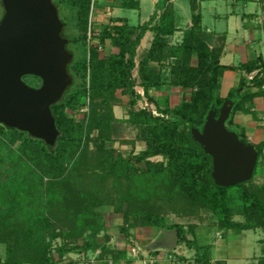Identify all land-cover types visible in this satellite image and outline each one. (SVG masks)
Segmentation results:
<instances>
[{"label": "trees", "instance_id": "trees-1", "mask_svg": "<svg viewBox=\"0 0 264 264\" xmlns=\"http://www.w3.org/2000/svg\"><path fill=\"white\" fill-rule=\"evenodd\" d=\"M115 1L120 2L114 3L113 7L140 9V0ZM169 1L159 0L149 22L131 25L124 17H112L110 23H94L91 12L100 5L99 0H53L59 11L61 5L68 9V16L62 18L65 22L62 36L69 40V49L74 53L68 70L75 81L63 98L51 106L60 131L54 146L27 131L0 123L1 133L10 134L14 144L20 142L18 149L10 148V159L22 163L25 168L24 174L13 171L4 181L0 162V264H66L63 260L67 254L77 249L66 242L72 234L84 236L85 231L90 230L95 236L101 231L102 224L90 222L96 217L102 218L95 210L101 202H83L81 198L77 201L75 192L69 190L70 198L75 196V207L69 209L68 217L72 216L76 225L65 232L58 229L60 225L53 223L50 217L52 203L58 198L61 202V195L53 188L54 181L46 182L52 187L44 190L48 175L52 174L56 180L62 167L83 169L92 159L96 161L93 173L84 181L100 184L101 181L95 179L100 169L104 174L109 172L107 174L117 185L126 187L120 205L126 202V212L135 216L133 221L129 218L132 215L127 217L126 224L120 227L127 241L134 236L131 229L142 224L158 229H176L179 241L193 247L196 240L187 236L188 233L195 235L196 223L191 221L186 226L171 221L170 215L200 221L204 220L201 217L203 211L210 213L223 230L262 229L264 232V183H256L255 188L249 186L257 174H264V141L254 144L258 160L253 177L236 185H226L219 181L212 162L197 147L193 135L194 130H202L213 106L218 116L224 102L234 100L227 126L238 131L245 144H253L245 132L236 127L234 114L248 111L247 103L264 94V54L260 53L239 66L222 64L221 50L210 47V37L201 26V13L193 14V24L186 29L182 42L171 44L169 36L177 30V21ZM190 1L195 11L198 0ZM160 10L162 12L158 14ZM148 30L155 33L154 38L137 63V50ZM108 41L117 51L103 55ZM168 60L170 63L166 64ZM136 69L139 80L134 75ZM227 69L241 70L246 75L241 77L238 88L222 97L219 95L221 77ZM250 73H254L252 79L248 77ZM23 79L34 87L43 83L36 75H25ZM166 84L179 86L184 91L191 90L190 97L184 96L179 104L171 106L168 97L153 95L152 91L161 90ZM137 86L143 87L146 99L155 104L158 115L149 107L135 109L143 98ZM253 88L258 90L252 91ZM119 93L129 98L125 123L135 126L137 138L145 143L139 153L127 157L106 145L121 123L114 112V106L120 101ZM161 98L165 99L164 105L159 102ZM97 104L108 106L107 117H99L100 112L95 108ZM85 107L89 111L84 120L69 113V110L76 112ZM94 130L99 131V150L88 156L84 153V146ZM154 157L161 159L154 160ZM42 165L46 175L35 170ZM39 200L44 202V208L40 210L33 205ZM28 212H37L38 218L23 220ZM58 237H63L65 242L58 249L57 260L52 255V243ZM78 246L87 252L94 245L84 238V244ZM101 247L100 256L107 257L102 264H113L109 263L111 258L126 257L125 250L116 251L106 244ZM197 260L201 264H211L207 250L199 253ZM259 264H264V246Z\"/></svg>", "mask_w": 264, "mask_h": 264}, {"label": "water", "instance_id": "water-1", "mask_svg": "<svg viewBox=\"0 0 264 264\" xmlns=\"http://www.w3.org/2000/svg\"><path fill=\"white\" fill-rule=\"evenodd\" d=\"M0 20V123L29 132L54 146L60 131L51 106L63 98L75 77L68 66L74 60L69 40L62 36L65 22L53 0H2ZM25 75L39 76L40 87ZM233 100L224 102L217 116L214 106L202 130L193 131L197 147L210 159L221 183L236 185L253 177L258 152L230 129ZM155 246L173 247L177 230L163 231Z\"/></svg>", "mask_w": 264, "mask_h": 264}, {"label": "rangeland", "instance_id": "rangeland-1", "mask_svg": "<svg viewBox=\"0 0 264 264\" xmlns=\"http://www.w3.org/2000/svg\"><path fill=\"white\" fill-rule=\"evenodd\" d=\"M255 1L262 2V0H251L250 2H255ZM239 4L242 5V3H239ZM190 5H191L190 0H181L178 2V7L181 8L182 13H185V14H191ZM60 7H61L59 11L60 17L61 18L67 17L68 9L64 5H61ZM225 7L226 6L224 5V3L221 4L220 6V3L218 0L215 1L214 3L213 1L212 2L210 1V3L203 2L202 9H201V12L203 14V25L207 26L210 30L212 29L220 30L224 26H226L227 23L224 22V20L221 21V19L219 18L216 19V16H215L216 11L221 12L225 10ZM245 7H247L246 9H248V11H252L254 9L253 8L254 4H251L249 7L245 5ZM153 9H154V6L151 4L150 0H143L140 10L116 7L114 8V15L128 17L132 23L137 24L140 18V14H141V18L149 17ZM3 10H4V7L2 5V0H0V14L3 13L2 12ZM96 12H97L96 9H94V11L92 12L94 23L96 22V18H95V16H97ZM101 13L103 14V12H100V14ZM190 20L192 19L189 18L188 21ZM229 27H230L229 37L227 40L232 41L235 38H240L239 40L243 41L240 35L238 36V33H236L232 24H230ZM209 29L207 30L209 31ZM152 38H153V33L149 32L145 40L142 42V46L140 47L139 51H141V53L147 50L145 48H149ZM181 39H182V33H179L177 34L176 37L172 39V42L175 43ZM107 43L108 44L105 46L103 55H109L112 52L117 51L116 48L110 45L109 41ZM142 56H143V53H142ZM140 58H138V61L140 60ZM239 60H240V57H235L233 59L226 58L222 60V63L226 64L228 62H232L233 64H235V66H239ZM194 63H196V61H194ZM134 73L137 76V71H135ZM226 82H227L226 80H222L221 89L219 90V95L223 94L226 88ZM235 88H238V86ZM190 92L191 90L189 91V95H190ZM119 96H120V101L117 102L116 104V107H117L116 114L118 115V117H120L119 119L121 120V123H119L118 128H116L113 131L111 139L106 141V145L108 148H113L117 151V153H120L124 157H127L131 153H139L145 147V143L140 141L137 138L138 129L133 125H128L127 123H125L124 117L128 116L127 109L129 108L128 96L122 95L120 93H119ZM180 100H181V97L178 96V94L173 96V104L178 103ZM159 102L162 105L166 103L164 98L159 99ZM142 107H147V108L149 107L152 110L156 111L155 104L149 102L147 99H140L137 105L135 106V109H140ZM95 108L98 110V112H100L99 117H102V118L107 117L108 110H109L107 105L97 104ZM88 109H89L88 107H85L84 109L80 111H76V112L69 110V113L74 114V116L79 120H82V119L84 120L85 113L89 111ZM10 139H11L10 134L8 133L4 134V133H1L0 131V162L2 164V169L4 172V175L2 176V180L4 181L10 177L13 171L19 174L25 173V168L22 163L13 161L10 159V154H11L10 148L13 147L14 149H18L19 144H20L19 141H17L14 144L11 142ZM98 139H100L99 131L94 130L90 138L86 139V146H84V153H86L88 156H91L92 154L95 155L96 151L99 150L98 148L99 146L97 145ZM153 159L160 160L161 157H154ZM95 162L96 161L92 159L89 163L86 164L85 167H83V169L78 168L76 170L70 169V166H64L59 170V175L56 180H55V177L52 176V174L48 175L49 177L47 176L44 180V184H46V182L53 180L54 181L53 188L55 189V191H57L59 196L61 195L60 200L63 203L58 201L59 198L57 199V202L54 201L52 203L50 217L53 220L52 221L53 223L60 225V228L58 229L62 228V230H64L65 232L69 231L71 227L76 225L73 217L72 216L68 217L69 209L75 207V204L73 203V200H74L73 198H75V196L73 198H70L69 190L72 189V191L75 192L77 201H79V199L81 198V200L84 199L83 202L85 200L92 201V202H99V203L101 202L99 206L98 205L96 206L95 210L100 213L102 218L96 217V219L94 218L90 220V222H95V223H98L99 225L102 224L101 231H99V233L95 236L91 233L90 230L85 231L84 236H78V234L76 233L72 234V237H69L66 240V242L71 243V246L74 245V247L75 248L77 247V249L75 250V252H71L74 255L67 254L66 258L63 261H66L69 258L72 259L73 257H76L77 260H80L81 262H83L82 264L105 263L103 259L107 257L103 258L100 256L102 253L101 246L106 244V246L110 247L111 249H115L116 251H122L121 249L125 247L123 245V242L125 241L126 236L120 227L126 224L125 221L127 220V217H129L130 215H132L129 217L131 221H133L135 218L133 214H129L126 212L127 210L126 208L128 207V204L126 202H123L124 204L122 206L120 205V201L123 199L122 198L123 194L124 192L126 193V187L117 185L115 181L113 180V178L111 177V175L107 174L109 172L106 171L105 172L106 174H104V172L100 171V169L97 170V172L100 174L97 177H95V179L97 178L98 181H101L100 184L95 185V184H91L88 181H84L86 176L93 173L94 169H92V167L95 165ZM44 168H45L44 165H42L40 167H37V169L35 168V170L38 173L44 174L45 173ZM90 177H94V176H90ZM256 183L257 184L264 183V174H257L254 181L250 183L249 186L255 188L257 185ZM44 186H42V188H44ZM47 187H52V186L47 185L44 188V190H46ZM33 205L39 207V210L44 208V202L41 203L40 200L39 202H35ZM201 217H203L206 221L205 223L200 224V226H198V228L196 229L195 236H194L195 238L192 237V239L196 240V242L194 243L193 249H192L195 251L199 249L200 252H206V250L210 252V250H212L211 247L213 245L212 237L215 236L218 238V240L222 241L223 243L222 247L226 248L227 244H229L230 252L232 253L238 254V253L244 252V250L245 251L247 250V252H254V251L257 252V249L260 246V244H258L257 238L259 234H260V238L264 237V232L262 229H258V231H256V234L254 233V231H247L246 236H243V235H239V233H236V231L233 229L227 231V230H222L216 225L213 226L212 225L213 222L211 220L213 219V217L211 216L210 213L206 211L202 212ZM239 217L240 216H237L236 218H239ZM36 218H38L37 212L36 213L28 212L26 216H24L23 220L32 221L33 219H36ZM170 219L171 221L173 220L174 222L184 223L186 224V226H188L189 222L191 221H197V222L199 221L198 218H196V220H193V218L191 217H182L176 214L170 215ZM146 227H152V226H144L142 224H139L137 227H133L131 229V231H133V234H134L133 239L131 240V242L133 243L131 244V246L135 245L134 240L136 239L135 235H137V233H139L138 235L141 237L144 233L149 232V229H146ZM217 231H221L219 235L216 234ZM190 235L191 233H188V236ZM84 238H86L88 241L93 243L94 246L93 248L90 249V251L92 252L94 251L95 254H92V255L83 254L84 250L78 245L84 244ZM64 242H65V239L63 237H60V238L58 237L52 243V255L57 260L59 259L58 249ZM202 243L203 244L205 243L204 246H202L203 245ZM136 247L138 249L140 248V246L139 247L136 246ZM139 252H141V250H139ZM4 254H5V251H4ZM103 254H108V252L107 253L103 252ZM108 257L110 258L111 256H108ZM134 257L138 260H150L151 257H154L156 261H158V256L155 255L152 251L151 252H141L140 256H134ZM170 261H172V259H170Z\"/></svg>", "mask_w": 264, "mask_h": 264}, {"label": "crops", "instance_id": "crops-1", "mask_svg": "<svg viewBox=\"0 0 264 264\" xmlns=\"http://www.w3.org/2000/svg\"><path fill=\"white\" fill-rule=\"evenodd\" d=\"M142 1L140 0V9H141V5H142ZM181 0H170L169 3L172 4L173 10L175 12V17H176V26H177V30L175 31V33L172 36H169V40L171 44H178L180 42H182L183 38H184V34L185 31L188 27H191L193 24V14L194 13H201L202 15V19H201V26L204 29V31H206L207 35L210 37V47L213 49H219L221 50V56H220V61L222 63V60L228 58V59H233L235 57H240L239 60V65H241L242 63H245L253 58H255L257 55H259L260 53L264 52V2L262 0V2H250L248 0H218L221 4L224 3L225 10L219 12L216 11L215 12V16L216 19L219 18L222 20H224V22L227 23L226 26H224L222 29L220 30H215L212 29L210 30L207 26L203 25V14L201 12L202 9V4L207 3L210 1L213 3L217 0H198V5H197V9L194 11L192 6L190 5V10H191V14H185L182 13L181 8L178 7V2ZM120 1H115V0H100L99 2V6L96 7V23H110L111 22V18L112 17H123V16H115L114 15V8L118 7V8H123V7H119V6H115L113 7L114 3H118L119 4ZM151 4L154 6L153 11L150 13L149 17L146 18H141V14H140V18L138 20V23H132L128 17H124L128 19V22L131 25H139V24H143L146 22H149V20L151 19L152 15L155 13L156 9H157V5L159 4V0H150ZM191 2V1H190ZM239 3H242V5H240ZM251 4H254V9L252 11H248V9H246V6H250ZM244 8V9H243ZM140 9H136V10H140ZM100 12H103V14ZM162 12V10H160L158 12V14H160ZM192 19L190 21H188V19ZM156 21L153 23L155 24ZM230 24H232L233 28L235 29L236 33H238V36L240 35V37L243 39V41H240V38H233L234 40L232 41H228V37H229V29H230ZM209 29V31L207 30ZM149 32L153 33V38H154V32L151 30H148L146 32V34L144 35V37L141 40V43L138 47L137 50V56H136V61L137 63L140 62V60L142 59V57L146 54L147 50L149 48H145L147 50L143 51V56L140 50V47L142 46V42L145 40V38L147 37V35L149 34ZM182 33V39L173 43L172 39L174 37L177 36V34ZM240 33V34H239ZM242 35V36H241ZM152 38V40H153ZM151 40V43H152ZM108 44V43H107ZM151 46V44H150ZM149 46V47H150ZM144 50V49H143ZM142 56V57H141ZM141 57V58H140ZM138 58H140V60L138 61ZM195 61V60H194ZM170 63L169 60L166 62V64ZM196 64V63H194ZM224 65H228V66H235V64H233L232 62H228V63H222ZM137 71V69L135 70ZM251 74V73H250ZM248 74V77L249 75ZM135 75V73H134ZM246 75L245 72L241 71V70H233V69H227L225 70L223 76L221 77V83L222 80H226V88L223 92V94L221 95L222 97H227L229 95V92L234 89L235 87L239 86L240 84V80L241 77ZM135 77L138 78V73L137 76L135 75ZM139 80V78H138ZM220 89H221V85H220ZM219 89V90H220ZM137 90L138 92L142 95V99H146L145 94H144V89L141 86H137ZM257 88H253L252 91H257ZM189 91L190 90H183L181 87L179 86H174V85H170V84H166L164 85L161 90H154L152 91L153 95H155L156 97H168L169 98V102L171 106H175L178 103L173 104V96L177 95L181 97V99L185 96L187 98L190 97L189 95ZM188 93V94H187ZM234 104L235 101L233 100ZM233 104V106H234ZM249 110L248 111H237L234 114V123L236 125L237 128H239L240 130H243L246 134V136L248 137V139L253 143V144H258L261 143L262 141H264V94L263 95H259L257 97H255L253 99V101L251 103H247L246 105ZM116 105L114 106V112L117 118L118 115L116 114ZM233 109V108H232ZM231 115V114H230ZM124 118H127L124 117ZM212 220V225L213 226H217L216 222ZM173 221V220H172ZM205 219L201 220L200 222L198 221H193V223H196V229L198 228V226H200V224L205 223ZM218 227V226H217ZM146 229H149L148 233H144L141 237L138 235L139 233H137L136 239L134 240V244L136 246H140L141 248V252H153L155 255L158 256V261H155L152 264H168V262L170 261V259H172V261L169 262V264H201L198 262L197 257L199 253L202 252H198L197 250H192L193 247L189 246L187 244V242L185 241H179V237H178V242L175 246L173 247H158L155 246V244L157 243L156 241L162 236L163 231L166 232H171L173 230H167V229H158L156 227H146ZM223 230V229H222ZM232 230V229H230ZM247 231H254V233L256 234V231H258V229H250V230H242L240 232L236 231V233H239V235H243L246 236V232ZM221 231H217L216 234L219 235ZM195 235L191 234L190 236H187L188 238L194 237ZM197 237V236H196ZM195 238V237H194ZM263 238H260V234L257 238L258 244H260L259 248L257 249V252H247V250L238 254L232 253L230 252V246L229 244H227L226 248L222 247L223 243L221 240H218L217 237L213 236L212 237V250H210L209 252V257H210V261L211 264H259L260 258L263 256ZM133 239V238H132ZM129 240V242L127 241V239H125V241L123 242V245L125 247H123L121 250H125L126 251V257L123 258H118L116 260H111L109 261V263H113V264H145V260H138L134 257V255L132 254L131 249L135 246H131V244H133L131 242V240ZM211 241V240H209ZM207 241V242H209ZM205 242V243H207ZM204 243V244H205ZM111 244V243H110ZM203 244V243H202ZM204 244L202 246H204ZM131 246V247H130ZM210 248V249H211ZM243 251V250H241ZM92 251H87V253L83 252V254L85 255H92L95 254V252L91 253ZM1 253L4 256V249H1ZM98 253V251H97ZM71 255H74L72 253H70ZM141 255V253H140ZM80 256V255H78ZM174 256V257H173ZM141 259V257H140ZM155 259L154 257H151L150 260ZM150 260H147L149 264ZM168 262H167V261ZM66 264H82L83 262H81L80 260H77L76 257H73L72 259H68L65 261Z\"/></svg>", "mask_w": 264, "mask_h": 264}, {"label": "built area", "instance_id": "built-area-1", "mask_svg": "<svg viewBox=\"0 0 264 264\" xmlns=\"http://www.w3.org/2000/svg\"><path fill=\"white\" fill-rule=\"evenodd\" d=\"M91 17H93V13H92V12H91ZM253 76H254V73H251V74L249 75V78L252 79ZM153 112H154V114L158 115L157 111L153 110ZM139 250H141V248L138 249L136 246H134V247L131 249V251H132V253H133L134 256H139V255H140L141 252H139ZM155 261H156V259H153V260L150 261L149 264H152V263H154ZM144 262H145V264L148 263L147 260H145Z\"/></svg>", "mask_w": 264, "mask_h": 264}, {"label": "flooded vegetation", "instance_id": "flooded-vegetation-1", "mask_svg": "<svg viewBox=\"0 0 264 264\" xmlns=\"http://www.w3.org/2000/svg\"><path fill=\"white\" fill-rule=\"evenodd\" d=\"M2 12H3V13H2V14H0V20H1L2 16H3V14H4V10H3Z\"/></svg>", "mask_w": 264, "mask_h": 264}]
</instances>
